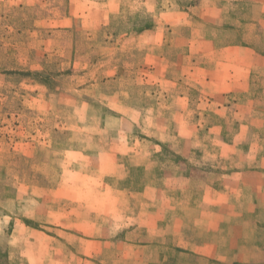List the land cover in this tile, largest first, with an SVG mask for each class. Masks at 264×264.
<instances>
[{"label":"rangeland","instance_id":"obj_1","mask_svg":"<svg viewBox=\"0 0 264 264\" xmlns=\"http://www.w3.org/2000/svg\"><path fill=\"white\" fill-rule=\"evenodd\" d=\"M250 43L264 0H0V264H111L147 196L220 186L252 97L206 82Z\"/></svg>","mask_w":264,"mask_h":264},{"label":"crops","instance_id":"obj_2","mask_svg":"<svg viewBox=\"0 0 264 264\" xmlns=\"http://www.w3.org/2000/svg\"><path fill=\"white\" fill-rule=\"evenodd\" d=\"M215 53L222 63L211 71L206 89L252 97L249 119L235 137L257 139L248 141L246 151H236L244 160H235L228 173L221 172L220 186L204 180L200 193L186 194L183 199L169 198L165 190L152 197L147 194L133 225L143 231V240L123 241L111 264L264 263V52L250 43L215 49ZM117 205L113 203L108 210L106 203L97 204L95 211L110 217L118 213ZM67 236L71 237L64 232L61 237ZM76 237L70 244L76 248L78 241V249L82 239ZM59 245L65 247L64 242ZM80 261L73 257V264Z\"/></svg>","mask_w":264,"mask_h":264},{"label":"trees","instance_id":"obj_3","mask_svg":"<svg viewBox=\"0 0 264 264\" xmlns=\"http://www.w3.org/2000/svg\"><path fill=\"white\" fill-rule=\"evenodd\" d=\"M151 24H150V26H147L148 28H146V29H149V28H151ZM231 44H234L233 42L232 43H229V44H225V45H231ZM237 45H238V43H236ZM24 76H26V77H33V78H35V79H37V80H39V81H41V82H43V83H48V81H49V79L46 77H43L42 76V74L41 73H25V74H23Z\"/></svg>","mask_w":264,"mask_h":264}]
</instances>
